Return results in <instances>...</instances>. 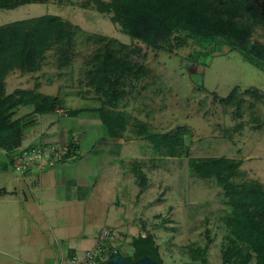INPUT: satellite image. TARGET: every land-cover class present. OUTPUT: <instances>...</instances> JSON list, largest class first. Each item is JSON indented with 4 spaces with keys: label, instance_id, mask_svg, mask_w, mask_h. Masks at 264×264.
<instances>
[{
    "label": "rangeland",
    "instance_id": "1",
    "mask_svg": "<svg viewBox=\"0 0 264 264\" xmlns=\"http://www.w3.org/2000/svg\"><path fill=\"white\" fill-rule=\"evenodd\" d=\"M44 15L58 16L77 27L73 59L60 68L59 55L55 50L48 52L40 71H15L8 75V94L35 90L36 86L51 87L49 93L61 97L59 109L64 114L73 109L96 113L102 96L86 85L87 64L98 47L95 39H89L90 35H102L124 44L126 49L122 52L129 54L132 63L143 67L138 77L126 82V95L115 110L125 121L122 136L126 141L141 143L143 161L153 162L140 167L137 173L138 181L149 188L145 195V200L149 198L153 204L149 213L158 212V220L151 230L132 233L113 229L117 248L125 253L130 237L152 233L163 264H201L203 258L207 264L245 260L247 264H258L249 242L233 234L237 211L230 192L215 178L196 175L189 162L209 157L240 161L232 184L241 187L255 182L264 190V71L231 50L223 39L211 50L200 48L181 34L185 45L175 47L171 53L147 48L123 34L112 23L113 14L99 13L90 0H53L0 10V26ZM251 41L264 44V30L254 29ZM233 89L234 98L227 99ZM27 110L15 112L13 119L23 115L33 122ZM181 126L187 128V134L176 157H160L151 152L150 143L139 133L143 128L150 134L173 133ZM105 216L98 213L92 229L108 225ZM16 229L0 223V264H40L38 257L22 255L26 252L24 246L27 251L34 248L36 241L31 231L24 236V231ZM42 233V243L54 242L48 227Z\"/></svg>",
    "mask_w": 264,
    "mask_h": 264
},
{
    "label": "trees",
    "instance_id": "2",
    "mask_svg": "<svg viewBox=\"0 0 264 264\" xmlns=\"http://www.w3.org/2000/svg\"><path fill=\"white\" fill-rule=\"evenodd\" d=\"M53 0H0V10H13L23 5L47 4ZM62 2L63 0H57ZM99 13H112L113 24L123 34L147 48L173 52L175 47L185 45V39L193 40L200 48L214 49L219 39L225 40L231 50L238 52L247 62L264 71V44L251 41L253 28L238 21V8L230 7L225 0H90ZM77 27L54 15H44L15 21L0 26V150L11 155L20 149L23 136L32 125L26 117L13 119L19 107L31 105L33 113H50L59 109V97L44 96L35 90H16L7 94L6 77L14 71L36 73L41 70L48 52L59 55L60 68L73 59L74 36ZM98 47L88 62L86 85L101 94V106L95 109L102 124L113 138L122 137L125 121L116 112L117 104L125 97L126 82L138 77L142 66L134 64L126 46L102 35H90ZM174 42V43H173ZM236 89V88H235ZM235 89L227 99L234 98ZM225 100V99H222ZM73 111L71 113H75ZM32 116V115H30ZM29 116V117H30ZM185 126L173 133L150 134L144 128L139 133L147 140L155 154L160 157H176L184 146ZM73 142L68 146L72 153ZM164 149H166L164 151ZM167 151V152H166ZM192 170L201 178H215L224 190L229 191L237 213L233 234L243 242H249L258 256V264H264V190L260 184L251 182L237 187L232 184L241 166L240 161L226 157L191 159ZM133 252L122 256L129 262L150 257L163 264L153 236L132 238ZM226 260H229L226 258ZM201 264H207L202 259ZM233 264H247L236 261Z\"/></svg>",
    "mask_w": 264,
    "mask_h": 264
},
{
    "label": "crops",
    "instance_id": "3",
    "mask_svg": "<svg viewBox=\"0 0 264 264\" xmlns=\"http://www.w3.org/2000/svg\"><path fill=\"white\" fill-rule=\"evenodd\" d=\"M49 89L40 86L37 92L58 97L49 93ZM22 109H28L34 121L23 136L21 148L39 143L74 144L71 156L61 164L24 175L12 171L8 154L0 150V223L13 225L24 231V236L31 231L36 242L30 251L24 246L25 258L34 256L40 259V264H58L63 257L82 256L94 249L104 230L109 232L105 256H130L132 238L153 236L147 233L130 237L128 251H124L127 255L117 248L113 233V229L132 233L151 230L158 220V212L149 213L153 204L149 198L145 200L149 188L138 181L139 168L147 167L148 163L153 165L152 161H143L141 143L126 141L123 136L111 137L97 112L87 114L73 109L64 114L63 109H56L35 114L31 105L19 107L15 112ZM149 149L153 151L151 145ZM98 213L103 218L106 215L108 225L96 230L91 225ZM44 227L53 233V243H42Z\"/></svg>",
    "mask_w": 264,
    "mask_h": 264
},
{
    "label": "built area",
    "instance_id": "4",
    "mask_svg": "<svg viewBox=\"0 0 264 264\" xmlns=\"http://www.w3.org/2000/svg\"><path fill=\"white\" fill-rule=\"evenodd\" d=\"M68 152V146L63 145L36 144L20 148L11 155V169L19 175L33 171L43 172L61 164ZM108 237L109 232L102 231L93 250L87 251L82 256L63 257L58 264H102L107 261L104 256L107 253L105 242Z\"/></svg>",
    "mask_w": 264,
    "mask_h": 264
},
{
    "label": "flooded vegetation",
    "instance_id": "5",
    "mask_svg": "<svg viewBox=\"0 0 264 264\" xmlns=\"http://www.w3.org/2000/svg\"><path fill=\"white\" fill-rule=\"evenodd\" d=\"M230 7L239 11L238 21L254 29L264 30V0H225Z\"/></svg>",
    "mask_w": 264,
    "mask_h": 264
},
{
    "label": "water",
    "instance_id": "6",
    "mask_svg": "<svg viewBox=\"0 0 264 264\" xmlns=\"http://www.w3.org/2000/svg\"><path fill=\"white\" fill-rule=\"evenodd\" d=\"M102 264H157V262L152 260L150 257H143L136 262H129L122 256H115Z\"/></svg>",
    "mask_w": 264,
    "mask_h": 264
}]
</instances>
